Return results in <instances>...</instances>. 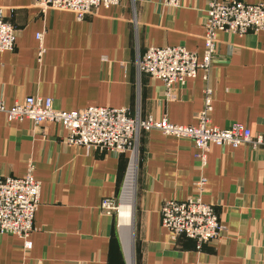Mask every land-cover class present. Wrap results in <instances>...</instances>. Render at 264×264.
Returning a JSON list of instances; mask_svg holds the SVG:
<instances>
[{"label":"crops","instance_id":"obj_1","mask_svg":"<svg viewBox=\"0 0 264 264\" xmlns=\"http://www.w3.org/2000/svg\"><path fill=\"white\" fill-rule=\"evenodd\" d=\"M0 7L16 30L14 49L0 52L6 106L38 95L62 111L125 107L141 118L196 123L202 71L166 95L160 80L138 73L136 58L149 46H182L200 60L205 0H180L177 7L163 0H121L82 20L69 10L41 11L35 0H0ZM37 32L44 45L39 60ZM209 85L212 125L241 123L264 136V31L216 32ZM66 136L55 122H8L0 113V175L22 176L31 161L40 183L31 247L0 234V264H264V146L211 145L202 164L190 139L142 132L137 162L132 160L128 228L100 204L106 198L119 203L129 155L67 144ZM197 196L214 207L222 227L220 239L199 248L183 235L172 239L159 213L168 199Z\"/></svg>","mask_w":264,"mask_h":264},{"label":"built area","instance_id":"obj_2","mask_svg":"<svg viewBox=\"0 0 264 264\" xmlns=\"http://www.w3.org/2000/svg\"><path fill=\"white\" fill-rule=\"evenodd\" d=\"M121 0H35L36 6L48 9L69 10L77 20L94 12L99 6L117 5ZM169 7L179 6L180 0H163ZM206 17L203 23V52L199 60L195 52L182 46H149L136 58L138 73H146L160 80L166 95L174 85L183 84L187 79L202 71L203 106L195 124L180 125L170 123L165 117L141 118L139 112L125 107L89 106L73 111L57 110L50 97L25 96L6 106L0 98V113L5 120L21 121L29 119L33 123L51 121L67 131V144L82 146L88 150H108L127 153L129 166L138 156V139L142 132L157 130L163 134L190 139L201 163L206 161L211 145L238 147L246 144L252 149L264 146V136L252 133L241 123H232L227 128H219L209 121L212 109L213 90L209 85L211 60L214 55L216 32L226 31L243 35L248 31H264V3L245 0H205ZM15 27L4 18L0 7V52L11 51L15 46ZM37 57L44 52L42 32H37ZM128 166V170H129ZM34 164L28 161L22 176L0 175V234H11L23 241L26 249L31 247L30 233L34 230L33 218L39 204L40 183L33 175ZM128 174V171H127ZM127 177V176H126ZM202 177L197 186L203 187ZM123 190V188H122ZM101 209L119 215V205L113 198L101 201ZM160 223L170 232L172 239L183 235L193 239L196 247L216 241L222 237V227L211 204L199 196L185 199H168L159 210Z\"/></svg>","mask_w":264,"mask_h":264},{"label":"bare ground","instance_id":"obj_3","mask_svg":"<svg viewBox=\"0 0 264 264\" xmlns=\"http://www.w3.org/2000/svg\"><path fill=\"white\" fill-rule=\"evenodd\" d=\"M134 171H135V165L134 162L132 161L126 187L122 195L124 200H126V203L120 204L118 211L119 223L121 227L124 226L131 228V207H132L131 199H132L133 187H134Z\"/></svg>","mask_w":264,"mask_h":264},{"label":"rangeland","instance_id":"obj_4","mask_svg":"<svg viewBox=\"0 0 264 264\" xmlns=\"http://www.w3.org/2000/svg\"><path fill=\"white\" fill-rule=\"evenodd\" d=\"M121 194H122V191H121V193L118 196V201H119L118 205H119V207H120V203H121V196H122ZM123 200H124V198H123ZM124 202L126 203V200H124ZM118 211H119V209H118Z\"/></svg>","mask_w":264,"mask_h":264}]
</instances>
